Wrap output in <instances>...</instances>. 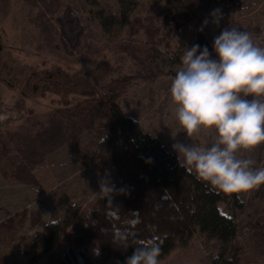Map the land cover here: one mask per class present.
<instances>
[{
	"label": "rangeland",
	"instance_id": "obj_1",
	"mask_svg": "<svg viewBox=\"0 0 264 264\" xmlns=\"http://www.w3.org/2000/svg\"><path fill=\"white\" fill-rule=\"evenodd\" d=\"M67 8L84 28L73 53L57 22ZM173 17L186 22L178 26ZM227 27L250 33L264 47V0H0V142L8 138L26 168L17 180L0 167V224L13 219L10 228L0 227V264H49L48 258L33 263L21 237L61 219L65 197L85 211L102 185L115 182V169L82 161L109 131L106 120L91 124L90 112L76 106L87 86L102 90L111 79L131 76L117 103L170 151L177 155V141L213 142L208 130L182 132L169 88L184 47L207 46L214 58V37ZM239 155L264 167V145ZM241 201L242 208L221 206L237 225L225 250L244 264H264V185L241 194ZM220 249L216 239L196 231L160 264H213Z\"/></svg>",
	"mask_w": 264,
	"mask_h": 264
},
{
	"label": "trees",
	"instance_id": "obj_2",
	"mask_svg": "<svg viewBox=\"0 0 264 264\" xmlns=\"http://www.w3.org/2000/svg\"><path fill=\"white\" fill-rule=\"evenodd\" d=\"M173 20L178 26L186 22L178 17ZM57 22L66 51L73 53L84 31L78 16L67 8ZM130 79L128 75L111 79L102 90L87 86L81 92L84 101L76 104L79 110L90 112L91 124L99 118L109 126L82 161L115 169V182L108 185L112 191H102L85 211L65 197L59 203L64 210L61 219L21 237L24 252L33 263L48 258L49 264H125L134 248L154 244L161 249V260L200 231L221 245L213 264H244L236 253L225 250L237 225L221 207L231 203L242 208L241 194L220 192L197 179L194 172L179 166L175 153L123 112L116 98ZM18 158L3 136L0 167L8 179L18 180L26 169ZM34 214L37 219L38 213ZM12 223L9 218L0 227L10 228Z\"/></svg>",
	"mask_w": 264,
	"mask_h": 264
},
{
	"label": "clouds",
	"instance_id": "obj_3",
	"mask_svg": "<svg viewBox=\"0 0 264 264\" xmlns=\"http://www.w3.org/2000/svg\"><path fill=\"white\" fill-rule=\"evenodd\" d=\"M220 19L221 11L214 10L213 22ZM212 51L214 58L207 46L184 47L169 93L182 132L189 137L208 130L213 142L177 141L172 149L179 166L200 181L226 194H243L264 185V167L239 155L264 145V47L250 33L227 27L214 37ZM101 189L112 191L107 185ZM160 255L159 246L145 245L134 248L125 264H160Z\"/></svg>",
	"mask_w": 264,
	"mask_h": 264
}]
</instances>
